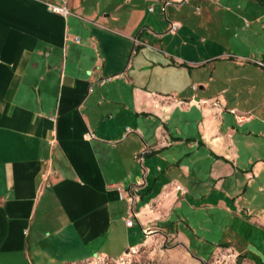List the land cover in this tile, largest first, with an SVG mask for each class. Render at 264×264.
<instances>
[{"label": "crops", "instance_id": "obj_1", "mask_svg": "<svg viewBox=\"0 0 264 264\" xmlns=\"http://www.w3.org/2000/svg\"><path fill=\"white\" fill-rule=\"evenodd\" d=\"M245 2L247 15L264 9ZM122 4L129 1L0 0V264L115 261L143 247L129 236L134 223L148 239L160 233L153 222L178 187L152 199L166 182L155 162L170 145L163 128L170 98L109 65L103 53L109 36L128 42L147 36L136 34L143 17L137 12L118 17ZM221 99L194 96L175 105L222 114L228 109ZM215 131L205 135L222 155L228 142L212 137ZM117 188L134 191L133 205L119 200Z\"/></svg>", "mask_w": 264, "mask_h": 264}, {"label": "rangeland", "instance_id": "obj_2", "mask_svg": "<svg viewBox=\"0 0 264 264\" xmlns=\"http://www.w3.org/2000/svg\"><path fill=\"white\" fill-rule=\"evenodd\" d=\"M128 1L117 6L118 17L137 12L143 17L136 34L144 30L147 36L128 42L111 35L103 53L125 80L168 94L163 128L171 133L170 145L155 162L166 182L152 199L179 190L164 199L153 222L158 235L143 237L136 223L129 230L143 247L115 261L100 256L70 264H264V9L247 15L245 0ZM256 2L264 6V0ZM246 21L253 24L249 29ZM194 96L223 98L228 110L175 105ZM209 128L216 129L212 137L228 142L222 155L213 153Z\"/></svg>", "mask_w": 264, "mask_h": 264}, {"label": "built area", "instance_id": "obj_3", "mask_svg": "<svg viewBox=\"0 0 264 264\" xmlns=\"http://www.w3.org/2000/svg\"><path fill=\"white\" fill-rule=\"evenodd\" d=\"M170 4L168 1H166V3H164V8H163V11L165 10L166 6ZM49 9L50 11H53L54 13H57V14H60V15H67L68 14V11L65 10V8H57V7H54V6H50L49 5ZM177 29L176 26L172 25V31H175ZM232 114H235L234 111H231ZM242 119H237V122H241ZM142 159H139V161L141 162ZM142 184V180H137L135 185L136 186H140ZM177 190H179V187H177ZM117 192H118V198L119 200H125V201H129V203L131 205H133L134 203V191H132V189H129L128 192L124 191V190H121L120 188H117ZM132 218H128L126 221H125V225L126 227H130L132 225ZM135 249L131 248L129 249V251H134Z\"/></svg>", "mask_w": 264, "mask_h": 264}, {"label": "water", "instance_id": "obj_4", "mask_svg": "<svg viewBox=\"0 0 264 264\" xmlns=\"http://www.w3.org/2000/svg\"><path fill=\"white\" fill-rule=\"evenodd\" d=\"M241 260V259H240ZM240 260H239V262L238 263H240Z\"/></svg>", "mask_w": 264, "mask_h": 264}]
</instances>
